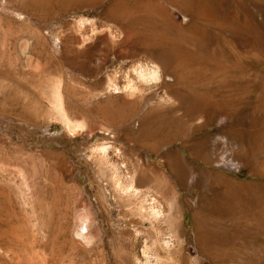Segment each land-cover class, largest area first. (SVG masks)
Segmentation results:
<instances>
[{
  "label": "rangeland",
  "instance_id": "374dc122",
  "mask_svg": "<svg viewBox=\"0 0 264 264\" xmlns=\"http://www.w3.org/2000/svg\"><path fill=\"white\" fill-rule=\"evenodd\" d=\"M0 264H264V0H0Z\"/></svg>",
  "mask_w": 264,
  "mask_h": 264
},
{
  "label": "bare ground",
  "instance_id": "6f19581e",
  "mask_svg": "<svg viewBox=\"0 0 264 264\" xmlns=\"http://www.w3.org/2000/svg\"><path fill=\"white\" fill-rule=\"evenodd\" d=\"M156 68L159 69V67H156ZM133 70H134V68H133ZM142 70H144V69H141V67H140V70H138V71H142ZM155 71H156L155 73H157V70H155ZM106 151H107L106 149L103 150L104 154L106 153ZM187 174H188V172L185 170L184 175L187 176ZM159 177L163 178L164 180L167 179L166 176L162 175L161 173H160ZM115 179H116L115 181H116V184L118 187H120L122 190L130 193V197H134V198H137V200H139V209L141 212L150 213V212L155 210V206H156L155 199L151 198V197L149 198L148 195L144 191L136 189L135 185L133 183V179H130L128 177H122L119 172H116Z\"/></svg>",
  "mask_w": 264,
  "mask_h": 264
}]
</instances>
